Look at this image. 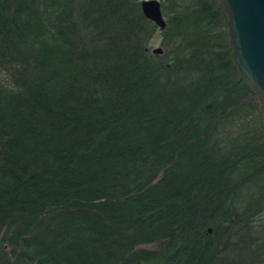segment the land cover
<instances>
[{"label":"trees","instance_id":"16d2710c","mask_svg":"<svg viewBox=\"0 0 264 264\" xmlns=\"http://www.w3.org/2000/svg\"><path fill=\"white\" fill-rule=\"evenodd\" d=\"M161 4L157 55L140 0H0V264H264V127L226 15Z\"/></svg>","mask_w":264,"mask_h":264},{"label":"water","instance_id":"95a60500","mask_svg":"<svg viewBox=\"0 0 264 264\" xmlns=\"http://www.w3.org/2000/svg\"><path fill=\"white\" fill-rule=\"evenodd\" d=\"M217 1L226 15L232 62L255 95L264 127V0ZM140 6L142 13L158 28L166 26L160 0H140ZM150 50L154 54L163 52L160 45Z\"/></svg>","mask_w":264,"mask_h":264},{"label":"rangeland","instance_id":"374dc122","mask_svg":"<svg viewBox=\"0 0 264 264\" xmlns=\"http://www.w3.org/2000/svg\"><path fill=\"white\" fill-rule=\"evenodd\" d=\"M190 1H192V3L193 2H201V0H190ZM203 1H206V3L209 5V7H210V0H203ZM160 2H162V0H160ZM166 2H168V1H166ZM170 5V4H169ZM161 6H162V4H161ZM175 7V6H174ZM168 14V13H167ZM163 15H164V17H165V20H166V13H164L163 12ZM166 24H167V20H166ZM166 27V26H165ZM164 27V28H165ZM163 28V29H164ZM225 30H226V35H227V28H226V16H225ZM228 36V35H227ZM162 40H163V30L162 29H160V28H157L156 30H155V33H154V36L151 38V40H150V42L148 43V46H146V47H148V50L151 52V48L153 47V46H157V45H160L162 48H163V52L162 53H164L165 52V47L163 46V44H162ZM152 53V52H151ZM161 53V54H162ZM157 55H159V54H157ZM249 98L248 99H250L253 103H254V105H255V114L256 115H258L259 117H261L260 116V111H259V108H258V105H257V102H256V100H255V95H254V93H253V91L251 92V93H249V96H248ZM161 173H159V175H160ZM158 175V176H159ZM157 176V177H158ZM161 240L160 239H156V240H153V241H150V242H146V243H142V244H140L139 246H142V247H147V248H153V249H156V248H159L160 246H161Z\"/></svg>","mask_w":264,"mask_h":264}]
</instances>
